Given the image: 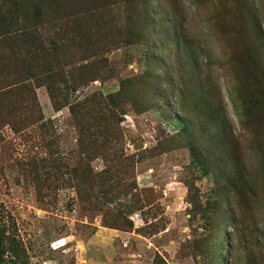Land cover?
<instances>
[{
    "label": "rangeland",
    "instance_id": "rangeland-1",
    "mask_svg": "<svg viewBox=\"0 0 264 264\" xmlns=\"http://www.w3.org/2000/svg\"><path fill=\"white\" fill-rule=\"evenodd\" d=\"M128 8L140 38L69 96L103 101L112 153L44 86L46 129L0 120V264H264V0Z\"/></svg>",
    "mask_w": 264,
    "mask_h": 264
},
{
    "label": "trees",
    "instance_id": "trees-1",
    "mask_svg": "<svg viewBox=\"0 0 264 264\" xmlns=\"http://www.w3.org/2000/svg\"><path fill=\"white\" fill-rule=\"evenodd\" d=\"M132 2L0 0V120L7 119L5 124L14 132L46 129L35 93L44 86L54 110L68 107L80 123L78 152L110 153L113 133L107 124L109 115L102 113L101 107L95 108L103 101L92 94L82 102H70L69 96L101 79L113 48L127 38H140V22L133 33L124 26ZM107 100L112 102L110 97ZM80 163L77 160L72 174ZM104 180L86 173L80 181L90 186L95 181L107 184ZM3 246L0 231V249Z\"/></svg>",
    "mask_w": 264,
    "mask_h": 264
}]
</instances>
